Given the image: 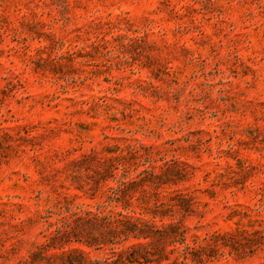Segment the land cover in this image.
<instances>
[{"label": "rangeland", "instance_id": "374dc122", "mask_svg": "<svg viewBox=\"0 0 264 264\" xmlns=\"http://www.w3.org/2000/svg\"><path fill=\"white\" fill-rule=\"evenodd\" d=\"M0 264H264V0H0Z\"/></svg>", "mask_w": 264, "mask_h": 264}]
</instances>
